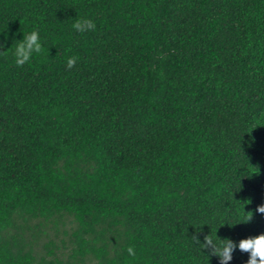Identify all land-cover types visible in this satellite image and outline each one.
I'll return each mask as SVG.
<instances>
[{
    "label": "trees",
    "instance_id": "trees-1",
    "mask_svg": "<svg viewBox=\"0 0 264 264\" xmlns=\"http://www.w3.org/2000/svg\"><path fill=\"white\" fill-rule=\"evenodd\" d=\"M33 27L30 63L0 52V264H220L192 234L264 232V0H0V50Z\"/></svg>",
    "mask_w": 264,
    "mask_h": 264
},
{
    "label": "clouds",
    "instance_id": "clouds-1",
    "mask_svg": "<svg viewBox=\"0 0 264 264\" xmlns=\"http://www.w3.org/2000/svg\"><path fill=\"white\" fill-rule=\"evenodd\" d=\"M71 27L78 33H84L89 30H94L96 23L87 15L77 16L72 21ZM42 48L43 45L40 30L37 27H33L30 31H23L22 36L15 39V43L12 41L10 47L0 50V52L10 50L14 63L17 66H22L26 62L30 63L34 57L38 56L41 53ZM0 49H3L2 45H0ZM77 59V55L67 56V67H71ZM255 212L264 214V203L258 204L255 208ZM251 216L252 214L246 215L243 218L238 219L237 222H248L251 219ZM224 223L225 222L221 224ZM189 224L197 227L203 224L210 226L207 222L199 225H195L193 223ZM228 224L231 225L234 223ZM192 239L200 251H202V249H208L209 254H215L218 257L220 264H227V262L232 259L233 251L237 249L241 252H247L248 254V258L244 261V264H264V232L248 235L236 241L230 238L218 237L216 230L213 232L210 226V231L204 235L202 240L195 233L192 234ZM126 251L130 257L135 259L133 246H126Z\"/></svg>",
    "mask_w": 264,
    "mask_h": 264
}]
</instances>
